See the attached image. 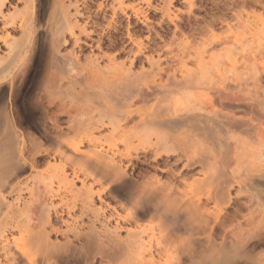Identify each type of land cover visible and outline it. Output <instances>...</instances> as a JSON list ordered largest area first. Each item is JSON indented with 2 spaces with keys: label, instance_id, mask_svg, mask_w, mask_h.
Returning a JSON list of instances; mask_svg holds the SVG:
<instances>
[{
  "label": "bare ground",
  "instance_id": "6f19581e",
  "mask_svg": "<svg viewBox=\"0 0 264 264\" xmlns=\"http://www.w3.org/2000/svg\"><path fill=\"white\" fill-rule=\"evenodd\" d=\"M114 1V15L125 11L124 0ZM64 2L51 0L42 11L36 0H0V264H264V122H259L264 118L228 113L210 93L199 101L173 95L177 100L159 113L133 107L129 89L122 99L108 85L107 94L106 86L100 91L97 77L92 78L97 83L89 78L90 64L83 66L74 51L63 52L72 43L81 49V35H88V25L70 17ZM75 14L82 15L78 7ZM134 45L132 65L145 52L141 42ZM259 45L252 48L256 53L264 50L262 41ZM41 54L44 67L27 107L40 112L48 148L19 129L24 118L17 104ZM102 56L112 66L117 63L115 55ZM62 58L88 72L83 76L80 70L83 77L76 81L68 74L72 63L62 64ZM99 59L91 60L96 68ZM189 70L181 72L183 81L194 75ZM129 75L127 84L133 81ZM163 81H142L138 94L146 87L167 88ZM90 97L100 113L93 121L81 119L89 114L84 105ZM122 104L127 109H120ZM135 112L138 123L128 128ZM105 117L107 136L119 133L128 147L138 141L136 155L101 142ZM151 154L158 164H172L173 171L181 167L167 181L135 178L124 159L137 170L140 158L147 161ZM43 157L49 159L41 169Z\"/></svg>",
  "mask_w": 264,
  "mask_h": 264
},
{
  "label": "rangeland",
  "instance_id": "374dc122",
  "mask_svg": "<svg viewBox=\"0 0 264 264\" xmlns=\"http://www.w3.org/2000/svg\"><path fill=\"white\" fill-rule=\"evenodd\" d=\"M50 1L51 0H48V2L47 0H36V3L37 5L40 4L38 6L42 11H48L50 7ZM64 1V5H66L69 9V11L68 9L67 11L68 14L71 15L70 17H72L73 19L76 18V20H78L79 23H82L83 25H85V23L88 25V35H81L82 40L79 43L80 46H83L81 49L77 45V47L75 46L73 48L72 43L71 45L66 46L63 49V52H65L66 54L74 51L79 56V60L80 62L82 61L81 64L83 66L90 64L88 68H90V72H92L91 74H93V77L90 74L91 76L89 75V78L94 79V77H97L95 78V80L98 79L100 81V91L104 90V86L108 85V87L110 86V93H118V96H121L122 99L123 96H129V89L131 93L132 91L134 93H132L133 97L129 98L128 100L130 103L132 102L135 105H133V107L141 108L144 111H149L150 109L156 112L159 110V113H165L167 111V108H169V106H171L177 100L176 98L178 96L180 100L184 97H186L184 99L187 100L189 96L190 98H197V100L199 101L202 100L199 98H203L202 95L204 94L205 97L203 98V100H205V98L207 100V96L209 95L208 93H210L211 97L213 94V99L216 105L219 104V107L224 109L228 113L232 112L240 116L244 115L243 117H245L246 115V118L249 116L256 117L255 119H257V121L261 120V117L264 118V110L261 109L259 104V101L262 100L261 95L264 88V50L261 48L260 51L262 52L258 51V53L260 52V54H258L256 53V49H252L255 47L257 48V46L259 47V43L261 41L264 48V0H124L126 9L124 8V11L123 9L118 8L120 10L117 11V15H114L112 9L115 3L114 0V2L111 0ZM42 4L44 5L43 7ZM109 5L112 6L110 7ZM77 7L82 12V15L76 16L75 13ZM135 10H140L141 12L138 14ZM89 17L90 19H88ZM130 35L135 41L141 42L143 44V47L145 48V52L140 54V58L138 60H135V63L133 65L130 62L131 57H133L130 50H136L137 48L134 45V40H130ZM101 37L103 39L101 41V49H98L97 41H99ZM41 41V46H43V38ZM254 52L256 53L255 56ZM103 54L112 56L115 55L117 57V63H115L116 65L113 64L112 66L111 64H108L109 60L105 56H102ZM97 55L98 57L100 55V61L98 60L100 64L99 62L97 64L100 65V67L97 66L98 68H96L95 63L91 62V60H93ZM41 58L43 60H41ZM41 58L38 59L34 73L30 76L26 84L19 91L17 104L19 105L24 118V123L22 127L19 126V129L25 134L28 132L31 133L42 143L44 148H48V145L51 146V144H49L51 142H48L44 137L43 129L45 128V125H43L44 122L42 123V120L40 118V112L31 111L27 107L28 101H30L29 99L35 92L34 87L36 84V78L38 77L37 75L42 73L44 67V56H42V54ZM62 60L64 62H61L62 64H66L67 62L69 66V64L72 63L70 67H73V69L75 67V70L71 68L68 74L71 75L72 72L73 75L77 76L75 79L76 81H78V78L79 80H81V74L84 76V73L88 72L84 70V68H82V65L78 66V64H75L73 66V62H68V58H62L61 61ZM76 65L78 67H76ZM91 65H94V67H92ZM121 65H125V67H122ZM68 66L66 65L65 67L67 68ZM119 66L120 68L122 67L123 70H120V68H118ZM101 67L102 69H100ZM113 67L116 70H114ZM125 68H127L128 70H126ZM80 70L83 71L81 74ZM111 70H113V72ZM183 70H189V72L192 71V73L194 72V75L190 77V81L187 80V82L181 79L180 74ZM114 71H116L117 73H114ZM123 71L130 72H128V74L130 75L127 78L131 81L133 80L131 82L132 84L134 83L133 85L131 83L127 84V82H124L126 81L125 76H128V74L126 73L124 76L125 72L123 73ZM94 72H97L95 73L96 76L94 75ZM152 74H154V76L156 77H154ZM168 74L172 75L173 78ZM73 75L72 77L74 78L75 76ZM101 75H103V78ZM106 75L110 78L107 79ZM142 75H144V77ZM158 75L162 79L164 78L163 82H168V86L166 85L167 88H163V86L161 89H158L156 87L157 89L154 88V91L151 89L150 91H147L148 89L146 87V90H141L143 93L139 91L142 95L138 94V90L144 87L141 85L143 82L161 79ZM115 76H118L120 78H116ZM121 76L125 79H123ZM148 76L149 78L148 80H146ZM176 76H178L179 78H176ZM114 78H116L117 80H121L122 78V84L119 81V83H117L116 79L114 80ZM93 79L91 80L93 82H89H98L97 84H99L98 80H96L97 82H95V80ZM109 79H111L112 81ZM128 79L127 81L129 83L130 80ZM105 80H109V83ZM137 80L139 81L137 82ZM177 80H179V83H177ZM110 81L113 83H111ZM114 82L117 84H115ZM186 82L188 84H186ZM120 85L122 86L120 87ZM137 85L142 87H138ZM102 86L104 87L103 89L101 88ZM114 86L116 87L114 88ZM108 87L105 89V91L102 92H105L107 94V92L109 91H107ZM118 88H121L123 91ZM116 89L121 92H118ZM176 89L180 92H175ZM207 89L211 90L209 91ZM151 91H153L154 93ZM256 93L258 94L255 95ZM144 94H147L145 96L147 98L143 96ZM173 95L176 98H173ZM183 95L185 96L183 97ZM141 96L143 97L141 98ZM262 96L264 98V92ZM94 98L90 97L86 100L88 103H85L86 106L84 105V107H87L90 110L87 109L88 111L85 110V112L87 111L89 112V114L84 113V116H82L81 119H83V117L87 119L90 116L91 117L89 119L91 120L94 117L97 119V116L100 115L99 112L97 113L96 111L95 113L94 111V109L96 110L97 106V103L94 102ZM190 98L188 99L189 101L191 100ZM98 100L101 101V99ZM102 101L104 104L105 99ZM124 103L125 100L123 104ZM170 103L172 104L170 105ZM221 103L223 106L221 105ZM123 104L121 106L119 105V108L127 109V107L122 108ZM162 109H165V111H162ZM102 110L104 111V108ZM102 113L104 112H101V114ZM138 114H136V112L133 114L135 121L131 120L130 122L132 123H127L128 128L138 123ZM252 114L257 115L253 116ZM103 119L104 122L106 121L104 125L107 124V117ZM67 120L69 119H67L66 115L60 118V122L62 121L61 124L64 125V127L68 123ZM259 122H264V119L263 121L261 120ZM102 128L103 129L101 130V132L99 131L101 134L103 133L102 136H105L101 138L102 143H104L106 146L108 144L112 145L113 143V148H119L120 151L123 152L130 150L129 152L132 155H136L135 149L138 145V141L135 140L136 142L134 141L128 147L122 143L123 138H121L122 136L119 133H115L112 136H107L110 133V127H108V124L107 127L103 126ZM49 130L51 132V128ZM51 133H54V130ZM141 155L144 156L143 154ZM148 156L146 157L147 161H145L143 157L140 158L142 159L143 164L141 163L137 170H134L133 165L131 166L129 159H124V164L128 167L129 172H134L135 175H137L135 178L143 180L151 177L161 179V181H167L173 176L174 173H176L174 171H178V169L181 167L173 166L172 169H175L173 171L170 168L172 164L167 165L166 162H159L158 164L153 161V154H151L149 157ZM45 157L41 159V169L45 167V165L43 164L46 163L49 159L47 157L45 160ZM133 158L135 159V157ZM127 160L129 161L128 163ZM171 161L173 163V160ZM168 167L169 171H172L171 173L168 171Z\"/></svg>",
  "mask_w": 264,
  "mask_h": 264
}]
</instances>
